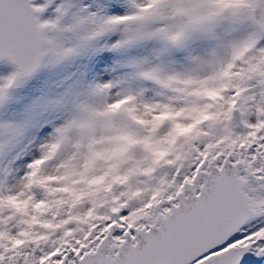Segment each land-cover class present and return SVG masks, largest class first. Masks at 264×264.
Here are the masks:
<instances>
[{"label":"snow or ice","instance_id":"obj_1","mask_svg":"<svg viewBox=\"0 0 264 264\" xmlns=\"http://www.w3.org/2000/svg\"><path fill=\"white\" fill-rule=\"evenodd\" d=\"M0 264H264V0H0Z\"/></svg>","mask_w":264,"mask_h":264}]
</instances>
